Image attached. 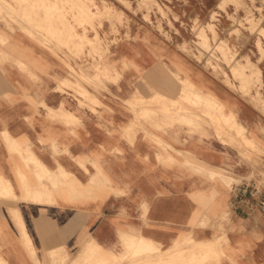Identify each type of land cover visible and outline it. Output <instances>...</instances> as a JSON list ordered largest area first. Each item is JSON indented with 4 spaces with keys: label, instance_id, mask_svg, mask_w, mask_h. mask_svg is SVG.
Segmentation results:
<instances>
[{
    "label": "crops",
    "instance_id": "1",
    "mask_svg": "<svg viewBox=\"0 0 264 264\" xmlns=\"http://www.w3.org/2000/svg\"><path fill=\"white\" fill-rule=\"evenodd\" d=\"M122 50H116L118 58L153 69L159 64L148 47ZM138 53L139 58L134 55ZM3 68L0 177L8 181L13 195L20 198L22 194L17 178L23 177V184L30 186L31 177L35 181L43 171L32 163L25 165L22 154L27 155L30 143L37 150L32 155L49 175L57 173L58 162L82 184L88 185L90 175L96 173L112 183L100 188L94 200L74 199L67 186L62 196L58 195L44 180L41 184L49 196H36L34 200L0 196V264H122L128 254L123 231L140 234L161 249L175 241H181V249H189L192 240L212 242L205 260L197 264H264V211L258 204V199L264 198L263 156L245 160L240 150L213 131L212 136L190 135L185 126L162 137L178 152L163 151L141 131L132 133L136 125L125 117L121 119L116 113L111 117L101 108V117L88 113L78 123L64 120L54 112L60 106V94L36 88L34 78L14 65ZM37 75L50 81L43 74ZM196 81L207 84L230 103L227 95L198 74ZM109 88L112 94L104 92L103 102L118 111L115 95L120 93L115 84L109 83ZM24 96L35 97L34 105ZM237 109L241 122L264 148L261 116H253V107L237 105ZM4 133H8L10 143H19L22 151H10ZM53 148L65 152L58 154ZM93 162L99 165L98 172ZM223 179L232 182L227 185ZM244 182L263 187L251 209L236 204L231 192V186ZM92 204H98L99 215ZM223 212L228 213L225 221L219 219ZM198 254L203 256V250Z\"/></svg>",
    "mask_w": 264,
    "mask_h": 264
},
{
    "label": "rangeland",
    "instance_id": "2",
    "mask_svg": "<svg viewBox=\"0 0 264 264\" xmlns=\"http://www.w3.org/2000/svg\"><path fill=\"white\" fill-rule=\"evenodd\" d=\"M51 1L0 0V69L6 72L3 65H14L20 72L34 78L36 88L60 94V106L54 111L57 116L78 123L88 113L101 117V110H105L111 117L116 113L119 118L125 117V120L135 124L132 133L141 131L163 151L178 152L162 137L177 132L178 126H185L190 135L212 136L214 132L219 139L240 150L239 154L245 160H251L253 156L264 157L263 145L260 146L248 126L231 129L232 133H238L232 137L218 131L212 124L183 121L188 114L190 117L195 114L191 111L185 114L181 110L183 96L179 80V76H183L179 65L194 80L197 74L200 75L227 95L239 121L237 105L255 108L253 116L256 118L259 115L263 119L260 134L264 137V106L256 98L259 96L264 100V30L260 29L264 26V0H225L223 6L218 7L219 0H57L55 4ZM84 1L86 9L90 6L93 10L91 17L89 11L84 10ZM258 18H261L258 26L250 30L251 19ZM210 28L216 30L234 58L243 61L249 57L260 67L263 79L258 88L252 87L249 91L235 89L241 76L235 78L222 62L220 53L215 49L219 40L212 39L208 49H201L202 57L194 54L199 43L196 33L202 29L210 33ZM70 31L74 32L71 34ZM139 47H148L157 58L159 64L155 65V69L125 57L118 58L116 50L132 48L136 51ZM212 52L220 59L210 56ZM134 55L140 57L139 53ZM206 60L218 61L224 67L233 89L223 81L220 72L206 65ZM171 71H178L180 75ZM37 74L47 76L50 81L41 80ZM109 83L115 84L120 93L115 95L118 111L103 102L104 92L112 94ZM203 85L205 90H211L207 84ZM23 98L34 105L35 97ZM40 104L44 105L43 98ZM192 109L198 111L197 108ZM126 131L129 136L130 130ZM3 138L10 151H22L19 143L9 142L8 133H4ZM29 146L25 152L27 155L24 157L22 154L25 165L32 163L34 168L43 171L35 181L31 177L30 186L23 184V177L17 178L21 183L22 199L49 196L50 192L41 184L42 180L52 184L56 191L60 188L65 192L64 187L67 186L68 194L74 199L91 200L99 197L97 192L100 188L112 183L110 178L98 177L96 173V176L90 175L88 185L82 184L58 162L57 173L49 175L48 169L32 155L37 151L35 146L31 143ZM53 150L58 154L65 152V149ZM78 163L83 166L81 161ZM91 164L97 172L100 170L97 162ZM2 179L0 177V196L21 199L13 195L10 184H3ZM223 181L229 185L232 179ZM92 205L93 211L99 215L98 204ZM227 215L223 212L219 219L225 221ZM122 239L128 251L122 258V264H172L173 260L176 264H197L205 260L204 254L211 249L205 243L193 240L189 241L192 243L189 249H181V241H175L169 246L175 251L164 258L159 254L149 255L163 249L156 248L140 234L123 231ZM199 250H203V256L192 257V253L198 254ZM161 257L165 260L156 261Z\"/></svg>",
    "mask_w": 264,
    "mask_h": 264
},
{
    "label": "bare ground",
    "instance_id": "3",
    "mask_svg": "<svg viewBox=\"0 0 264 264\" xmlns=\"http://www.w3.org/2000/svg\"><path fill=\"white\" fill-rule=\"evenodd\" d=\"M56 1L57 0H53L51 2H52V4H55ZM149 1H154V0H149ZM223 1H225V0H219V2L217 4V7L218 6H223L222 5ZM84 2H85L84 10H85V12L89 11V17H91L92 14H93V10L90 9V6L88 7V9H86L87 8L86 1H84ZM32 13H33V11H32ZM15 15L17 16V14H15ZM24 15H26V14H24ZM260 20H261V18H258L256 20L255 19H251V21L249 23L250 30L253 31V28L258 26ZM25 21H28V20H25ZM22 22H23V20H22ZM24 23H27V22H24ZM29 23H31V22H29ZM29 26H30V24H29ZM260 29L264 30V26H261ZM31 30H33V28ZM70 30H71V28H70ZM209 31H210V33L206 29H202L201 31L196 33V37L198 38V40H199L198 42L199 43H198V45L195 48L196 51L194 52V54L195 55L198 54L197 55L198 58L202 57L203 52L201 51V49H208L212 39H214L215 41L219 40V42H218L219 45H217V47H215V49H217V51L220 53V57H221L222 62L228 67L229 71L232 73V75L235 78H237L238 76H241L240 81H239V85L235 89H238V90L240 89L242 91H249L252 87L258 88V86L262 83V79H263L262 71H261L260 67L256 63H254L249 57H247L243 61L234 58L233 55L230 53V49H229L228 45L226 43H223L219 39V37L217 36L216 30L210 28ZM71 32L72 31H70V33ZM86 39L91 40L90 37H86ZM212 53H211L210 56L214 57L215 60H217V58H219L218 55L216 56L215 52H212ZM170 54H172V53H170ZM263 55H264V53H263ZM208 59H210V58H208ZM185 61H187V60H185ZM205 62H206V65L207 64L211 65V69L213 71L220 72L221 75L224 77L223 81L225 83H227V85H230L232 87V89H233V85L230 84V82L228 81V75H227L226 70L224 69V67H222L220 65V63L218 61L206 60ZM179 69H181V71L183 72V76H181L178 71H171V72H174V73L177 72L180 75L179 76V80L181 81V97L183 96V98H181L182 99L181 110H183L182 112H184L185 114L190 113V111L195 114L194 117H190L191 115L188 114V117L183 119V121H186V122L195 121V122H198L199 124L200 123L201 124L205 123L206 125L207 124L208 125L212 124L218 131H220V132H222L224 134H228V135H230L232 137L233 136L235 137V134H238V133H232L231 129L238 128V127L247 128L241 121H239V119L237 118V114H236L235 110L230 106L229 102L225 101V99H223L220 96H218L214 91H212L210 89L209 90H205L204 89V85L201 82H198V81L192 79L189 76L188 71L185 68H182L179 65ZM256 98L260 102V104L262 106H264V100L261 97H259V96L256 97ZM140 100H141V98H140ZM192 108H197L198 111H195ZM239 134H240L239 136H241V138H242L241 130H240ZM218 137H219V135H218ZM212 176H213V174H212ZM1 181L3 182V184L8 182L7 180H3V179ZM60 186H65V185L61 184ZM57 194L61 195V194H63V191L59 188L58 191H57ZM227 219L228 218L226 217V220ZM238 229H240V228H238ZM23 232L25 233L24 230H23ZM206 239H209V238H206ZM202 243H205V245L211 247V243L212 242L210 243L208 241H205V242H202ZM156 248L160 249V247H158V246H156ZM174 251H173V249H171V247H169V248H165L163 250L153 251V252L148 253V254L152 255V256L156 255V254H159V255H162L164 258H166L168 255H171ZM195 255L197 256L199 254H197L196 252L192 253V257H195ZM163 257H161L159 259H156V261H164L165 259ZM195 263H197L196 260H195ZM172 264H176V262L173 260Z\"/></svg>",
    "mask_w": 264,
    "mask_h": 264
},
{
    "label": "built area",
    "instance_id": "4",
    "mask_svg": "<svg viewBox=\"0 0 264 264\" xmlns=\"http://www.w3.org/2000/svg\"><path fill=\"white\" fill-rule=\"evenodd\" d=\"M263 187L259 184L254 185L251 183H236L231 186V192L235 199L236 204H244L249 209L252 208V204L259 198L262 193ZM260 209L264 211V198L258 199Z\"/></svg>",
    "mask_w": 264,
    "mask_h": 264
}]
</instances>
